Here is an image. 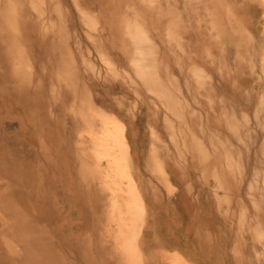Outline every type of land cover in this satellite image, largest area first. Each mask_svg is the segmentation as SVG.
<instances>
[{"label": "rangeland", "instance_id": "1", "mask_svg": "<svg viewBox=\"0 0 264 264\" xmlns=\"http://www.w3.org/2000/svg\"><path fill=\"white\" fill-rule=\"evenodd\" d=\"M112 261L264 264V0H0V264Z\"/></svg>", "mask_w": 264, "mask_h": 264}, {"label": "bare ground", "instance_id": "2", "mask_svg": "<svg viewBox=\"0 0 264 264\" xmlns=\"http://www.w3.org/2000/svg\"><path fill=\"white\" fill-rule=\"evenodd\" d=\"M81 14V13H80ZM83 17V16H82ZM85 18V17H84ZM79 20H81V19H79ZM83 20V19H82ZM84 21V20H83ZM83 21H81L82 23H83V26H84V24H85V21L83 22ZM42 23V22H41ZM135 26V25H134ZM100 32H101V30H100ZM126 35V34H125ZM131 35V34H130ZM170 36V35H169ZM131 37V36H130ZM59 39V38H58ZM131 39H133V38H131ZM130 39V40H131ZM88 40V39H87ZM133 41V40H132ZM90 43V42H89ZM133 45V44H132ZM137 45V44H136ZM62 46V45H61ZM142 46V45H141ZM140 49V48H139ZM143 50V49H142ZM136 51V50H135ZM139 51V50H138ZM140 52V51H139ZM143 53V52H142ZM89 54V53H88ZM145 54V53H144ZM136 56V55H135ZM139 55H137L136 57L138 58V59H140V57H138ZM149 56V55H148ZM136 58V59H137ZM143 58H144V56H143ZM149 58V57H148ZM151 59V58H150ZM58 67V66H57ZM137 67V66H136ZM135 67V68H136ZM58 69V68H57ZM133 69V68H132ZM137 69V68H136ZM138 70H140V69H138ZM108 71V70H107ZM137 71V70H136ZM182 71V70H181ZM142 72V71H141ZM57 73V72H56ZM111 73V72H110ZM150 75V74H149ZM149 75H147V76H149ZM77 80V79H76ZM43 81H45V80H43ZM46 82V81H45ZM71 85V84H70ZM142 85V84H141ZM69 87V86H68ZM139 88V87H138ZM158 88V87H157ZM160 88V87H159ZM146 90H148V89H146ZM145 91V90H144ZM155 91V90H154ZM43 92V91H42ZM165 92V91H164ZM162 93V92H161ZM83 95V94H82ZM165 96H168V94L166 93V95ZM163 97V96H162ZM45 98V97H44ZM169 98V97H168ZM84 99V98H83ZM166 99H167V97H166ZM81 100V99H80ZM67 101V100H66ZM161 101V100H160ZM163 103V102H162ZM168 103V102H167ZM166 103V104H167ZM73 104V103H72ZM169 104V103H168ZM74 105V104H73ZM72 106V105H71ZM83 107V106H82ZM170 107V106H169ZM52 109V108H51ZM171 109V108H170ZM183 109V108H182ZM81 110V109H80ZM83 110V109H82ZM172 111V110H171ZM77 113V112H76ZM234 114V113H233ZM51 115V114H50ZM53 117V116H52ZM73 119V118H72ZM86 120V119H85ZM84 120V121H85ZM83 121V120H82ZM73 122V121H72ZM114 122H115V124H114ZM110 123V122H109ZM76 124V123H75ZM74 124V125H75ZM83 125V124H82ZM106 125V124H105ZM109 125V124H108ZM75 127V126H74ZM108 127V126H107ZM70 128H71V126H70ZM71 130V129H70ZM74 130V129H73ZM62 132V131H61ZM74 132V131H73ZM72 132V133H73ZM107 133H109V135H110V139H111V142L114 144V146H116L117 147V155H116V162L119 164V165H122L123 166V169H121V167H120V169L122 170V172L124 171V176H126V177H124L125 179H127L128 180V182L126 181V183H128V185H127V189H126V195H127V200H128V203H127V208H128V213H130V215L132 214V216L134 217V215L135 214H141V212L143 211V207H144V205H143V202H142V199L139 197V195H138V193H137V190H136V184H135V181H134V178H132L131 176H130V174L128 173L129 171H128V167H129V151H130V147H129V144H128V142H127V140H126V137H125V126L122 124V123H120V122H118V121H116V120H113V128H112V130H110L109 132L107 131ZM179 135V134H178ZM74 136V135H73ZM100 136V135H99ZM93 137H95V136H93ZM173 137H174V135H173ZM180 137V136H179ZM77 138V137H76ZM80 139V138H79ZM179 139V138H178ZM203 139V138H202ZM169 140H170V144H171V147L173 148V149H175L176 150V152H179L180 150H179V148H178V145H180L179 144V141H176V142H174V140H173V138H169ZM180 140V139H179ZM204 140V139H203ZM70 141V140H69ZM183 142H182V145H186V141H187V138H184V140H182ZM76 142V141H75ZM81 142V141H80ZM82 142H84V141H82ZM180 142H181V140H180ZM185 142V143H184ZM197 143L196 141H192V143ZM89 143V142H88ZM184 143V144H183ZM80 144V143H79ZM83 144V143H82ZM86 144V143H85ZM70 145V144H69ZM88 145V144H87ZM199 145V144H198ZM99 146H101V145H99ZM158 146V145H157ZM160 146H162L161 144H160ZM187 146V145H186ZM191 146V145H190ZM82 147V146H81ZM84 147V146H83ZM82 147V148H83ZM86 147V146H85ZM183 147V146H182ZM192 147V146H191ZM195 147H196V145H195ZM163 148V147H162ZM199 148V147H198ZM182 149H184V148H182ZM187 149V148H186ZM200 149V148H199ZM151 150H152V148H151ZM161 150V149H160ZM163 150H165V146H164V148H163ZM167 150V149H166ZM178 150V151H177ZM217 150V149H216ZM157 151V150H156ZM201 151V150H200ZM214 152V151H213ZM153 153V152H152ZM151 153V155L152 156H154L155 154L153 153L152 154ZM159 153V152H158ZM164 153V152H163ZM162 153V150H161V152H160V155H162V162H167L168 160H169V157H168V153L166 154H163ZM182 153V152H181ZM96 155L97 154H95V157H96ZM157 155V154H156ZM236 155V154H235ZM104 156V155H103ZM151 156V157H152ZM158 156H159V154H158ZM110 157V156H109ZM98 158V157H97ZM100 158H102V156L100 157ZM179 158V157H178ZM102 159H104V158H102ZM189 159H191V158H189ZM88 161V160H87ZM99 161V160H98ZM189 161V160H188ZM193 161V160H192ZM100 162V161H99ZM107 163V162H106ZM156 163V162H155ZM153 164L154 165V167H155V165L157 164ZM102 164V163H101ZM176 164V163H175ZM98 165V164H97ZM117 166V165H116ZM158 166H160L159 164H158ZM130 168V167H129ZM156 168V167H155ZM161 168V167H160ZM100 169V168H99ZM152 170V169H151ZM158 170V169H157ZM75 171V170H74ZM154 172H155V170H154ZM158 172V171H157ZM159 173H160V170H159ZM158 173V174H159ZM161 173H163L162 171H161ZM164 174V173H163ZM156 175H157V173H156ZM162 175V174H161ZM165 175V174H164ZM163 175V177H165ZM113 177V176H112ZM134 177V176H133ZM159 177V180H161L159 183H161V184H165V181H164V179L165 178H161L160 176H158ZM76 178V177H75ZM92 178V177H91ZM156 178V177H155ZM74 182V181H73ZM153 182V181H152ZM143 183V182H142ZM74 184V183H73ZM92 184V183H91ZM90 189V188H89ZM91 190V189H90ZM92 191V190H91ZM97 196V195H96ZM79 198V197H78ZM80 199V198H79ZM81 200V199H80ZM113 201V200H112ZM99 206V205H98ZM98 206H97V208H98ZM112 208H113V206H112ZM126 208V207H125ZM100 220H102L101 218H100ZM90 221V220H89ZM132 220H130L129 222H131ZM91 222V221H90ZM99 223V222H98ZM125 223V222H124ZM126 225H127V223H126ZM122 232V231H121ZM136 235L137 234H135V233H133V237H131V238H129V241H127V243H129L130 245H127V243L125 242L124 244H123V246H121V248L123 249V252H124V254L122 255V256H124V255H126L128 258H130V259H132V260H137V259H139L140 258V250H139V242L138 241H136ZM203 237V236H202ZM97 250H100L99 252L101 253V251H102V246L101 247H99V248H97ZM160 259L161 260H163L164 258H163V256H160ZM140 260V259H139ZM129 261V260H128ZM136 262V261H135ZM139 261H137V263H138ZM118 263V262H117ZM116 262L114 263L113 261L112 262H109L108 264H117ZM128 263V262H127ZM134 263V262H133ZM120 264H121V262H120ZM165 264V263H164Z\"/></svg>", "mask_w": 264, "mask_h": 264}, {"label": "trees", "instance_id": "3", "mask_svg": "<svg viewBox=\"0 0 264 264\" xmlns=\"http://www.w3.org/2000/svg\"><path fill=\"white\" fill-rule=\"evenodd\" d=\"M183 230H184V227H182L181 229H180V237H181V233L183 232Z\"/></svg>", "mask_w": 264, "mask_h": 264}]
</instances>
